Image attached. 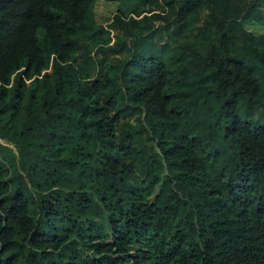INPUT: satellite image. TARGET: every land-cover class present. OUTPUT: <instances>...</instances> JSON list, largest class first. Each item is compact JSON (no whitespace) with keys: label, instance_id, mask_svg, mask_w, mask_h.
Returning a JSON list of instances; mask_svg holds the SVG:
<instances>
[{"label":"trees","instance_id":"1","mask_svg":"<svg viewBox=\"0 0 264 264\" xmlns=\"http://www.w3.org/2000/svg\"><path fill=\"white\" fill-rule=\"evenodd\" d=\"M0 264H264V0H0Z\"/></svg>","mask_w":264,"mask_h":264},{"label":"rangeland","instance_id":"2","mask_svg":"<svg viewBox=\"0 0 264 264\" xmlns=\"http://www.w3.org/2000/svg\"><path fill=\"white\" fill-rule=\"evenodd\" d=\"M125 2L129 5L131 2H132V0H125ZM244 20H245V23L247 22L248 24H254L255 26H261V24H259L257 21H255L254 19H253V17H252V15L250 14V13H247V14H245V16H244V18H243ZM115 32H117V30L116 29H111V28H109V31H108V33H106L104 36H105V38L106 39H108L109 41H112L113 40V38H114V34H115ZM95 52V47H93L92 48V50H91V54H93ZM83 66V68L86 70V71H88L89 73H92L93 72V69H92V67L91 66H89V65H82Z\"/></svg>","mask_w":264,"mask_h":264},{"label":"crops","instance_id":"3","mask_svg":"<svg viewBox=\"0 0 264 264\" xmlns=\"http://www.w3.org/2000/svg\"><path fill=\"white\" fill-rule=\"evenodd\" d=\"M119 3L122 7H129L135 4V0H132V2L128 5L125 0H119Z\"/></svg>","mask_w":264,"mask_h":264},{"label":"water","instance_id":"4","mask_svg":"<svg viewBox=\"0 0 264 264\" xmlns=\"http://www.w3.org/2000/svg\"><path fill=\"white\" fill-rule=\"evenodd\" d=\"M47 70H50V68H48Z\"/></svg>","mask_w":264,"mask_h":264}]
</instances>
